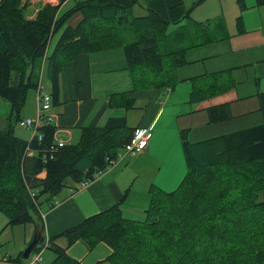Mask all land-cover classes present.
<instances>
[{"label": "trees", "instance_id": "16d2710c", "mask_svg": "<svg viewBox=\"0 0 264 264\" xmlns=\"http://www.w3.org/2000/svg\"><path fill=\"white\" fill-rule=\"evenodd\" d=\"M27 1L0 0V99L11 107L8 129L0 131V215L7 218V227L38 226L43 243L42 207L53 209L64 190L74 193L77 184L91 183L107 171L134 128L125 118H111L103 126L82 128L76 144L56 152L50 151L56 132L51 124L39 127L36 138L20 139L14 125L21 120L28 92L36 89L37 71L46 65L55 104L58 74L65 65L79 55L121 48L132 92L168 93L180 82L176 72L187 64L185 51L222 39L226 29L220 18L198 22L189 11L175 23L152 10L135 16L131 0H70L63 13L67 0H58L29 19ZM238 4L242 10V0ZM256 4L264 6V0ZM76 15L79 21L69 24ZM236 27L242 31L241 16ZM206 75L191 79L189 103L226 91L217 74L210 81ZM259 97L264 118V94ZM108 107L127 111L134 100L126 93L112 94ZM206 112L212 124L231 119L228 104ZM182 146L184 179L172 192L151 186L142 221L124 218L120 201L49 238V264H79L66 253L77 242L87 251L107 245L111 254L106 264H264V120L205 141L184 140Z\"/></svg>", "mask_w": 264, "mask_h": 264}, {"label": "crops", "instance_id": "0c3cea01", "mask_svg": "<svg viewBox=\"0 0 264 264\" xmlns=\"http://www.w3.org/2000/svg\"><path fill=\"white\" fill-rule=\"evenodd\" d=\"M131 1L136 2L134 7L139 6L143 12L152 10L169 23L182 20L187 11L191 16L192 13L207 6L210 7L209 16L216 18L220 16L222 8L228 7L226 35L218 41L202 46L210 49L208 50L210 54L208 58L211 59L209 61L218 60V64L212 68L221 66L223 69H212L213 71L210 72L213 73H208L205 80L210 81L214 74H217L220 80L219 75L224 73L237 79L229 83L223 81L222 85L226 91L220 93L222 96L216 97V95L209 97L206 101L189 103L192 81L188 77L178 83V85H186H182L183 89L180 92H175L177 85L175 90L168 92L170 94L165 97L157 90L132 92V83L126 70L122 50L115 52L113 56L109 54V51L115 49L79 55L74 61L65 65L57 78L58 100L52 104L49 111L52 116L51 125L56 128L54 140L70 145L72 141L76 140V143L79 141L82 128L103 126L111 118H125L127 123L128 113L136 109L137 104L142 105V114L134 127V132L139 129H149L151 137L146 149L139 154L140 159L136 161L143 163L138 168L145 169L144 171L138 173L127 171L130 168L126 163L123 168L119 169L118 166L100 174L84 189L74 193L64 190L59 195L55 207L42 213L44 234L48 239L120 201H122V212L139 208V202L142 199H149V189L155 183L154 179L148 177L154 172L149 167V159L152 157H157L161 164L163 162L165 164L167 158L173 154L172 150L176 151V155L173 154L175 156H177V150L184 154L182 146L184 140L190 144L197 143L257 126L264 120L259 97V94H264V89L260 91L264 83V6H258L256 0H242L244 5L242 10H239L238 0H221L222 4H219L218 0ZM45 2L46 0H28L27 18H34ZM68 3L70 0H67L61 8ZM218 6L221 10L213 9ZM238 16H241V32L236 27ZM210 17L205 20L212 19ZM243 76H246V81L243 86L236 88L235 83L238 84ZM251 82L254 86H251ZM122 93H126L128 99L134 100V108L127 111L120 107L110 109L109 96ZM224 104L229 106L231 119L220 122L225 126H222V131L213 136L207 133L206 129L220 123H210L206 109ZM27 118L31 117L26 116ZM7 129L6 120L0 131ZM26 130L28 136L25 141H29L31 132L29 129ZM224 130H226L225 133H223ZM32 155L33 153L30 154ZM145 160L148 161L145 162ZM40 177L42 178L43 174ZM158 186L164 192L173 191H167L169 189L164 184H158ZM136 195L139 196L136 197ZM134 199H137V202H134ZM24 227L23 234H20L17 239L13 232L17 229L16 226L8 227L9 232L4 237H0V264H25L16 262L22 259L21 254L32 240L35 227L32 225ZM57 244L62 247L65 245L63 240H58ZM47 251L48 254L43 252L41 264H49L53 260L52 253ZM66 253L79 264H106L105 260L110 256L111 249L100 243L92 251H87L84 245L77 242L68 248Z\"/></svg>", "mask_w": 264, "mask_h": 264}, {"label": "rangeland", "instance_id": "374dc122", "mask_svg": "<svg viewBox=\"0 0 264 264\" xmlns=\"http://www.w3.org/2000/svg\"><path fill=\"white\" fill-rule=\"evenodd\" d=\"M58 3V0H55L52 3H47V0L45 2V4H50V5H56ZM219 4H222L221 0H218ZM71 2L68 3L67 5H65L62 9V13L64 11H66L67 9H69L71 7ZM213 9H217L218 11L221 10V7L218 6L217 7H213ZM133 14L135 16H141L144 15L143 10H141L139 8V6H136L133 8ZM228 13V7L222 8V11L220 12V16L216 17V18H220V20H222L224 22V26H226V17ZM210 7H202L201 9L197 10L195 13H192L191 17L194 21H204L207 17H210ZM232 12L229 14V16L231 17ZM213 17V16H212ZM210 17V18H212ZM80 19V15H76L74 16L69 24L75 25ZM176 27H172L171 30H174ZM192 31H190L191 34ZM188 38H192V37H188ZM56 38L53 39L52 43L50 44L48 53L51 52L53 45L55 43ZM130 40H132V37H130ZM190 41H186V43H189ZM209 47H202L196 50H187L185 51L184 57H185V61H187V64L178 69L176 72V76L178 80H184L186 79V77H188L189 79H195V78H201L204 77L202 75L208 74V73H213L210 71H213L212 69H223L221 68V66H219V68H212L213 66H215L216 64H218V60L216 61H209L211 59L208 58V56L210 55L208 53V49ZM120 50H122L121 48L115 49L114 51H109V54H111L112 56L115 55V52H120ZM123 52V50H122ZM218 58V57H216ZM205 59V60H204ZM208 60V61H207ZM41 69V68H40ZM220 76V80L224 81L226 83L229 82H235L234 80H236V77H233L232 75H229L227 73L221 74ZM39 78V79H38ZM246 76H243V79L239 80L240 82L237 84L235 83L236 88L240 85L243 86L244 82L246 81ZM40 81V84L43 86V90L46 93H51V80L49 78L48 75V70L47 67L45 65V67H43V69L38 70L37 71V80L36 81ZM242 82V83H241ZM237 84V85H236ZM251 86H254V83L251 82ZM183 86H186L184 84H179L176 87L175 92H180L183 88ZM188 86L189 83H187ZM234 86V87H235ZM264 89V83H262L261 87H260V91ZM161 93L162 96H166L167 94L170 93H163L161 91H159ZM263 93V92H261ZM222 96V94L217 95L216 97H220ZM215 97V98H216ZM209 98H206L202 101H206ZM142 105L141 104H137V108L130 111L128 113V120H127V125L130 128H134L135 125L138 123L137 121H139V117L142 114V110H141ZM11 112V107L8 103L2 101L0 99V129L4 127V124L8 118V116L10 115ZM35 113H36V89L35 90H30L26 96L25 99V105L22 109L21 112V120L18 121L15 125H14V133L17 137H19L20 139L26 140L28 133L26 132L27 128L24 127L23 125V121L26 119L27 117H31V118H27V119H34L35 118ZM236 122V121H234ZM263 123V121L261 122ZM226 124V123H223ZM260 125V124H259ZM222 123L220 124H216L213 126H210L208 129H206L207 133H210L211 135L215 136L216 133L222 131ZM26 128V129H25ZM243 129V128H241ZM226 130L223 131V133H225ZM189 138H193L192 136H189ZM195 139V138H193ZM76 144V140L70 142V145H74ZM179 152V154H178ZM172 153L176 155V151L172 150ZM171 154L165 164H161L160 160L157 157H152L151 159H149V167L153 169V173H151V175H149L148 177H150L149 179H154L155 183L153 184L155 187H159L158 184H164L166 185V187H168L169 190L167 191H172L174 189H177L178 186L180 185L181 181L184 179L186 173H187V166H186V159H185V155L183 154V152L178 151L177 150V156ZM33 156V155H32ZM31 156V157H32ZM139 155L136 156H130V155H125V153L123 151L120 152L116 162L111 163V166L108 170L110 169H114L116 167L123 168L126 164L128 163L129 166V170L127 171H135V173L144 171L145 169H140L138 168L139 165L143 164L142 162H136L137 160H139ZM148 160H145V162ZM151 169H149L150 171ZM142 180V179H141ZM139 195H136V197H138ZM134 202H137V199L133 200ZM140 205L138 206L139 208L136 209H129L130 211L127 212L125 210H123L122 214L124 218L127 219H131V220H135V221H142L145 217L144 211L148 208L149 206V199L144 200L142 199L141 202H139ZM146 204V206H145ZM42 212L45 213L47 211H45V206L42 207ZM17 229H15V231H13L15 233V237L16 239L20 236V234H23L24 232V226H16ZM9 228L7 227V218L4 215H0V237H4L5 234H7ZM46 254H48V251L45 250L44 251ZM43 254L42 253V257H41V262L43 259ZM40 262V264H41Z\"/></svg>", "mask_w": 264, "mask_h": 264}, {"label": "built area", "instance_id": "2783aa9c", "mask_svg": "<svg viewBox=\"0 0 264 264\" xmlns=\"http://www.w3.org/2000/svg\"><path fill=\"white\" fill-rule=\"evenodd\" d=\"M54 1L47 0V3H52ZM52 106V97L49 93L44 92L43 86L40 84L38 80L36 86V113L34 119H25L23 121V125L30 130L31 138H36L38 136L37 130L39 127L43 125L51 124L52 116L49 114V111ZM151 137V132L149 129H139L136 130L132 137L128 140V142L124 145L122 151L125 155L136 156L141 154L147 147L148 141ZM66 144L63 141H56L54 140L53 145L50 147L51 152H56ZM113 163V162H112ZM102 173L97 174V178ZM90 182H81L77 185V191L86 188ZM34 194L31 193V197ZM58 201H55L54 204L56 205ZM43 217V216H42ZM49 245V239L45 237L43 243H39L36 247V250L31 253L29 258L25 260V264H40L42 253L47 249Z\"/></svg>", "mask_w": 264, "mask_h": 264}, {"label": "water", "instance_id": "95a60500", "mask_svg": "<svg viewBox=\"0 0 264 264\" xmlns=\"http://www.w3.org/2000/svg\"><path fill=\"white\" fill-rule=\"evenodd\" d=\"M41 235H42V229L38 226H35L34 234L32 237V240L28 244V246L24 249V251L21 254V258L25 261L29 258L31 253H33L36 250L37 245L41 241Z\"/></svg>", "mask_w": 264, "mask_h": 264}]
</instances>
